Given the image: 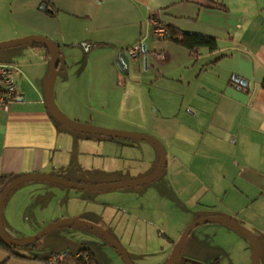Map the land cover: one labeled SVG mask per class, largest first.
<instances>
[{
  "label": "crops",
  "instance_id": "crops-1",
  "mask_svg": "<svg viewBox=\"0 0 264 264\" xmlns=\"http://www.w3.org/2000/svg\"><path fill=\"white\" fill-rule=\"evenodd\" d=\"M11 13L18 30L0 32V43L41 36L55 44L63 59H58L51 86L55 110L72 122L109 130L129 131L126 126H132L146 132L139 125L144 110L134 108L133 124L124 118L119 98L108 101L96 93L95 101L92 89L102 93L121 83L123 72L116 64L120 52L127 54L140 44L151 55L152 48L142 44L143 32L151 30L150 15L182 31L214 37L217 50L199 49L195 59L168 41H159L152 51L155 61L184 69L179 77L183 90L172 92L174 103L152 109L165 133L167 197H181L185 210L191 209L176 238L191 222L225 217L253 236L257 264H264V0H12ZM21 47L0 55V63L19 68L14 78L18 98L7 111L0 110V194L14 179L30 174L82 185L119 182L116 157L105 165L104 155L97 152L96 163L88 165L85 159L93 155L85 146L92 135L74 137L49 116L44 103L49 56L31 45ZM109 191L25 182L4 201L3 227L14 240L31 238L58 220L78 219L106 230L123 211L119 206L108 210L114 207H109ZM197 229L202 236L195 238L197 248L213 254L208 264L232 263V252L238 264H249L252 251L242 234L218 223ZM81 249L96 264H124L108 242L80 226L62 227L32 246L15 248L17 256L0 248V264H44L54 253L74 257ZM191 258L184 264L204 262Z\"/></svg>",
  "mask_w": 264,
  "mask_h": 264
},
{
  "label": "rangeland",
  "instance_id": "rangeland-1",
  "mask_svg": "<svg viewBox=\"0 0 264 264\" xmlns=\"http://www.w3.org/2000/svg\"><path fill=\"white\" fill-rule=\"evenodd\" d=\"M11 2L12 0H0V32L4 34L8 31L18 30L16 20L11 13ZM143 39L142 44L144 43L147 47L152 48L150 56L147 53L148 48L146 50L145 56L148 61H144L143 54L140 58L138 57L139 59L136 62L129 59V69L122 74L121 83L112 86L113 90L102 93L92 89V100H95L94 96L96 93L106 97L108 101L119 98L123 106L124 118H127L130 122L132 121L133 124L134 122L137 124L135 118H133L134 108L144 110L145 112L141 113L144 118L139 121V125L143 127L142 131L146 132H138L140 130L132 126H126L129 131H113L151 137L159 142L165 153L167 150L164 144L165 135L163 134L165 133L162 130L163 124L159 125L156 122L152 109L154 107L156 109H159L158 107L166 108V106L168 107L174 103L176 96L172 95V92L178 91L181 93L183 90L180 86L181 80H179V77L184 69L172 62L164 64L162 61H155L156 55L152 51L156 50L154 48L155 44L160 42H156L150 29L143 32ZM21 46L0 50V55L6 54L11 50H18L22 48ZM59 60L63 61L62 58ZM148 130L150 131L148 132ZM70 132L74 137L78 136L77 138L86 137L83 134ZM89 138L90 140H88L85 149H91L86 152L90 151L93 156L90 159H85L87 164L96 163L95 155L97 152H101L104 155L102 160L105 165L110 164L113 157H116L120 163L119 179L121 180L119 182L141 179L136 178L139 175L144 178L146 175L151 174L157 166L159 153L157 148L151 143L134 139L111 141L102 137H93V135ZM73 145H77L75 141H73ZM75 148L78 149V146H75ZM166 181L165 173H162L158 180L153 183L106 192L110 201L109 207L114 206L112 207L113 209L108 210H116L118 206L123 210L118 212L116 218L110 220L111 224L110 226H105L106 230H110L121 241V244L118 243L126 252L132 264L138 263V261L147 262L155 258L164 261L165 264L175 245L180 240L183 231L189 225L176 238L177 231L182 227L180 221H184L183 217L186 213L189 214L191 209L187 208L185 210L181 203V197L174 196V194H172L174 197H167L168 185ZM200 226L188 234L174 264H184L186 259L190 260L195 255L203 259L204 262L202 264H208L207 260L211 259L213 254L209 249L206 251L198 249L197 247L199 246L195 239L196 237L202 238L201 234L197 232V228ZM242 236L251 251L249 241L244 235ZM231 257L232 263H230L229 259L228 264H238L235 252H232ZM249 264H251V260Z\"/></svg>",
  "mask_w": 264,
  "mask_h": 264
},
{
  "label": "water",
  "instance_id": "water-1",
  "mask_svg": "<svg viewBox=\"0 0 264 264\" xmlns=\"http://www.w3.org/2000/svg\"><path fill=\"white\" fill-rule=\"evenodd\" d=\"M26 44H29V45L36 44V45L42 46L48 53L49 70H48L46 82H45L44 103H45L47 113L49 114V116L52 118L53 121H55L57 124L73 132H76V133L93 135V136H102L106 138L134 139V140H141V141L151 143L158 150L159 160H158L157 166L154 169V171L144 178L133 180V181L115 182V183L103 184V185H82V184L72 183V182H69L67 180H64L58 177H51V176H46L42 174H30V175H25V176L16 178L13 181H11L3 189V191L0 194V239L4 244H6L7 246L11 248H23V247H29L31 245H34L35 243H37L39 240H41L43 237H45L49 233L55 230H58L62 227L80 226V227H84L89 230H92L93 232L97 233L101 238H103L106 242H108L112 246V248L115 250L116 254L118 255V257L121 259V261L124 264H132L126 252L122 249L119 243L107 231L103 230L102 228L94 224H91V223H88L82 220H78V219L58 220L56 222H53L47 225L43 230H41L40 232H38L31 238H28L26 240H14L10 238L5 232V229L3 227V222H2L3 204H4L5 199L9 195V193L20 184H23L28 181L38 180V181H45V182L58 184L64 187L72 188L75 190H81V191H89V192L90 191H109V190H116V189H122V188H127V187H136V186L150 184L156 181L160 177V175L163 173L166 167V158H165L164 150L162 146L159 144V142L151 137L84 126L76 122H72L68 120L67 118H65L64 116H62L61 114L57 113V111L55 110L51 102L52 79H53L54 72L58 66V61H59L57 47L52 41L48 40L47 38H44L41 36H31V37L22 38L19 40L0 43V50L10 49V48H14V47H18V46L26 45ZM141 54L144 55V61L146 62V56H145L146 50H145L144 45L142 46ZM116 64L120 72H123V73L127 72L129 69L128 55L125 54L124 52H120L117 56ZM234 80L239 82L242 86L247 85V82L244 80H239L238 78H234ZM208 223L222 224L244 235L249 241L250 246H251V251H252L251 264H257V246H256V242L253 236L244 227L238 225L237 223L225 217L201 218L189 224L183 231L180 240L175 245L169 259L166 261L165 264H174L176 259L179 256V253L182 249V246L188 234L194 228L200 225H203V224H208Z\"/></svg>",
  "mask_w": 264,
  "mask_h": 264
},
{
  "label": "trees",
  "instance_id": "trees-1",
  "mask_svg": "<svg viewBox=\"0 0 264 264\" xmlns=\"http://www.w3.org/2000/svg\"><path fill=\"white\" fill-rule=\"evenodd\" d=\"M41 10L47 11V8L43 6V7H41ZM150 20H157L166 29V35L162 39H159L156 41H158V42L159 41H163V42L168 41V42H171L173 44H176V45L184 48L188 52L189 56L192 59L196 58L197 51L199 49H206L209 52H214L215 50H217V41L212 36L182 31L175 26H171V25L169 26V25L163 24L160 20L155 18V15H150L149 21ZM31 47L32 48H40V49L44 50V52L48 56L47 51L42 46H39L36 44H31ZM141 55L142 54L140 52V54L138 56H141ZM261 88L264 89V80L261 83ZM57 125H59V124H57ZM1 185L2 186L4 185V181H1ZM0 248L6 250L7 252H9L12 255H16L15 253H13L15 248H11V247L7 246L6 244H4L1 241V239H0ZM78 255H79V257L77 259H73L72 256H69L67 259H65L62 262V264H68L71 262H75L76 264H96L93 255L87 249H81L80 252L78 253ZM187 264H189V263L187 262Z\"/></svg>",
  "mask_w": 264,
  "mask_h": 264
},
{
  "label": "built area",
  "instance_id": "built-area-1",
  "mask_svg": "<svg viewBox=\"0 0 264 264\" xmlns=\"http://www.w3.org/2000/svg\"><path fill=\"white\" fill-rule=\"evenodd\" d=\"M151 33L155 40L162 39L166 35L165 27L157 20H150ZM141 52V45L137 44L127 52L128 58L135 60ZM157 57H162L158 54ZM19 68L15 64L0 63V110L7 111L18 98V89L15 83V75ZM69 257L67 252L54 253L44 262V264H60ZM79 255L73 257L77 259ZM86 258V257H85Z\"/></svg>",
  "mask_w": 264,
  "mask_h": 264
}]
</instances>
